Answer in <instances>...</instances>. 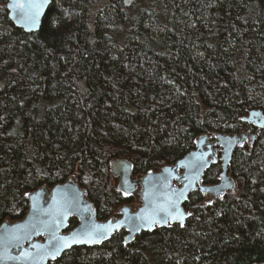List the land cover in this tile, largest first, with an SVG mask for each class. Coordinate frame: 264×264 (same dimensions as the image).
Listing matches in <instances>:
<instances>
[{"label":"trees","instance_id":"1","mask_svg":"<svg viewBox=\"0 0 264 264\" xmlns=\"http://www.w3.org/2000/svg\"><path fill=\"white\" fill-rule=\"evenodd\" d=\"M0 0V223L21 219L25 194L70 175L96 217L124 198L108 163L157 170L201 133H238L264 112V0H52L25 33ZM53 21L56 26H53ZM257 132V130H254ZM220 164L204 174L218 180ZM235 193L192 192L179 224L76 246L49 264H252L264 260V129L234 151ZM77 224L69 221V227Z\"/></svg>","mask_w":264,"mask_h":264},{"label":"water","instance_id":"2","mask_svg":"<svg viewBox=\"0 0 264 264\" xmlns=\"http://www.w3.org/2000/svg\"><path fill=\"white\" fill-rule=\"evenodd\" d=\"M134 0H123L124 5H130ZM52 0L44 5L40 15V25L28 31L21 17L28 11V0H7L5 6L9 20L14 26L26 33L40 29L43 19ZM19 5H24L20 8ZM258 113L259 115H253ZM247 126L239 133L209 132L198 134L194 138L195 148L172 164L164 165L158 170H150L133 176V164L126 158H113L109 161V172L113 186L124 198L135 199L134 203H124L116 210V214L106 219L96 217L93 203L87 196L86 190L76 179V174L70 175L63 182L53 186L41 185L28 191L25 198L28 208L21 219H5L0 223V264H49L61 258L64 253L76 246H99L111 239L120 231H125L123 243L134 241L137 234L153 231L141 228L139 232L129 231L128 218L138 215L156 213L165 215L171 209L172 202H177L184 221L191 213L183 207L192 192L204 195V203L212 204L214 200L224 197L227 192L235 193L237 183L227 175L228 166L234 151L243 147L248 141L253 145L258 133L253 129H263L264 112L254 109L243 117ZM219 163L221 166L218 181L204 182V172L210 166ZM75 218L77 225L69 228V220ZM119 228H111L107 239L97 244L79 243L63 248L55 258L50 255L57 245L59 238L71 237L78 233L87 223L89 227L108 228L109 223ZM178 222H171V225ZM179 224V223H178ZM19 237L14 240L12 237ZM22 253L28 256L24 259ZM17 257L18 259H11ZM252 264H264V260Z\"/></svg>","mask_w":264,"mask_h":264},{"label":"snow or ice","instance_id":"3","mask_svg":"<svg viewBox=\"0 0 264 264\" xmlns=\"http://www.w3.org/2000/svg\"><path fill=\"white\" fill-rule=\"evenodd\" d=\"M48 3V0H28V11L23 14L21 19H23L25 26L28 31L36 29L40 25V15L41 10L44 5ZM23 8L24 5H19ZM53 26H56V22L53 21ZM253 115H259L258 113H253ZM264 126V125H262ZM27 195V194H26ZM184 213L180 211L177 202H172L171 209L166 212L165 215H159L153 213L151 215H138L128 218L129 231L139 232L141 228H147L152 230L156 225H167L171 226V222H178L181 227H183ZM120 222L113 225L111 222L108 228L100 227H89L86 223L78 233H74L71 237H61L57 245L54 246V250L50 253L53 258L55 255L61 251L63 248L70 247L72 244L87 243V244H97L102 240L107 239L109 235V230L111 228H119ZM12 239L17 240L19 237L13 236ZM128 240H125V245H127ZM24 259H28V256L22 253ZM11 259H18L17 257H10Z\"/></svg>","mask_w":264,"mask_h":264},{"label":"bare ground","instance_id":"4","mask_svg":"<svg viewBox=\"0 0 264 264\" xmlns=\"http://www.w3.org/2000/svg\"><path fill=\"white\" fill-rule=\"evenodd\" d=\"M7 15H8V14H7ZM21 30H22V29H21ZM22 31H23V30H22ZM25 33H26V32H25ZM253 110H254V109H253ZM250 111H251V110H250ZM247 114H248V113H247ZM247 114H246L245 116H247ZM245 116H244V117H245ZM242 122H243V119H242ZM243 123L245 124V126L243 127V129H244V128L247 126V124H246L245 122H243ZM243 129H242V130H243ZM254 130H255V128L253 129V132H255ZM256 130H257V132H255V133H258V130H259V129H256ZM216 133H218V132H216ZM221 133H223V132H221ZM238 133H239V132H238ZM247 143L250 144V141H248ZM247 143H246V144H247ZM246 144H245V145H246ZM245 145H244V146H245ZM250 145H251V144H250ZM244 146H243V147H244ZM251 146H252V145H251ZM243 147H241V148H243ZM194 148H195V145H194ZM194 148H193V149H194ZM193 149H191V150H193ZM237 149H238V148H237ZM191 150H190V151H191ZM177 160H178V159H177ZM174 162H175V161H174ZM174 162H173V163H174ZM171 164H172V163H171ZM108 166H109V163H108ZM210 167H211V166H210ZM210 167H209V168H210ZM228 167H229V166H228ZM209 168H208V169H209ZM108 169H109V168H108ZM208 169H207V170H208ZM207 170H205V172H206ZM205 172H204V173H205ZM227 175H228V176H231V175L228 173V171H227ZM231 177H233V176H231ZM218 178H219V177H218ZM233 178H234V177H233ZM217 181H218V180H217ZM183 207H184V209H185V206H184V205H183ZM185 210H186V209H185ZM186 211H187V210H186ZM188 212H190V211H188ZM190 213H191V212H190ZM188 218H189V217H188ZM188 218H187V219H188ZM187 219H186V220H187ZM186 220H185V222H186ZM175 224H178V223H175ZM184 224H185V223H184ZM184 224H183V225H184ZM179 225H180V224H179Z\"/></svg>","mask_w":264,"mask_h":264},{"label":"flooded vegetation","instance_id":"5","mask_svg":"<svg viewBox=\"0 0 264 264\" xmlns=\"http://www.w3.org/2000/svg\"><path fill=\"white\" fill-rule=\"evenodd\" d=\"M131 203H134V202H131ZM124 204V203H123ZM122 205V204H121ZM120 205V206H121ZM112 214H116V212H114V213H112ZM111 214V215H112ZM70 221V220H69ZM77 221V220H76ZM77 225V224H76ZM71 228H73V227H69L68 229H71ZM157 228V227H156ZM120 232H123V239H124V233H125V231H120ZM116 233H119V232H116ZM115 235V234H114ZM112 238V237H111Z\"/></svg>","mask_w":264,"mask_h":264},{"label":"rangeland","instance_id":"6","mask_svg":"<svg viewBox=\"0 0 264 264\" xmlns=\"http://www.w3.org/2000/svg\"><path fill=\"white\" fill-rule=\"evenodd\" d=\"M264 129V128H263ZM260 130V129H259ZM229 171V170H228ZM133 176H136L135 174H132ZM112 178L110 177V180H111ZM112 181V180H111ZM113 183V182H112ZM134 199V198H133ZM134 202H135V199H134Z\"/></svg>","mask_w":264,"mask_h":264}]
</instances>
